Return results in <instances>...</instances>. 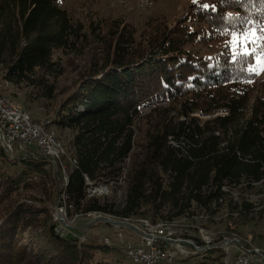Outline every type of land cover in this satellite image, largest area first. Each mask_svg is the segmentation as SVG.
I'll return each mask as SVG.
<instances>
[{"label": "trees", "instance_id": "16d2710c", "mask_svg": "<svg viewBox=\"0 0 264 264\" xmlns=\"http://www.w3.org/2000/svg\"><path fill=\"white\" fill-rule=\"evenodd\" d=\"M59 1L0 0V74L52 101L54 81L88 55L50 121L70 134L65 196L75 211L170 223L212 218L223 205L239 219L254 215L251 203L232 206L231 196L257 195L264 184V78L232 61L221 33L246 19L264 24V4L192 1L172 23L148 21L137 34L123 19L83 24ZM214 42L224 43L213 55L191 47ZM43 154L28 145L11 162L0 146V264H132L96 238L79 243L55 232L47 206L56 178ZM120 177L121 202L86 199V179ZM114 250L122 260L96 256ZM222 258L209 251L199 264Z\"/></svg>", "mask_w": 264, "mask_h": 264}, {"label": "rangeland", "instance_id": "374dc122", "mask_svg": "<svg viewBox=\"0 0 264 264\" xmlns=\"http://www.w3.org/2000/svg\"><path fill=\"white\" fill-rule=\"evenodd\" d=\"M192 1L193 0H60L58 5L61 9L66 10L70 16L83 24L88 25L90 22L95 23L99 18H108L110 20L123 19V21L127 22V24L139 34L148 21L155 22L157 20L165 19L168 23H172L175 18H178L185 13L187 7ZM202 1L210 2L214 0ZM199 7L200 6H197L195 9L197 12L200 11V9H198ZM223 43L224 42H214L209 46H204L199 43L191 47L199 55H213L218 52ZM86 57H88L86 54H83L82 56L80 55V57L75 60L73 67L68 68L67 72L62 77L54 81L53 84L56 87V92L59 93V97L55 100H35V97H37L38 94L24 86L19 88L12 87L1 79V74L0 95L8 98L16 105H19L34 123H45L47 128L54 129L57 139L65 146L66 154L62 157L63 160L60 159L61 161L59 160L56 163L52 161V172L55 174L56 178V191L47 208L54 229L58 226L63 228L65 232L71 230L72 234L75 233L78 235L77 237L80 240H76L79 243H84L91 238H96V242L103 246L101 241H103L104 238H107L110 243H113V246H109L111 249L118 248V250L123 252L125 251V246L130 243L137 246L138 237L133 232L134 227L130 226V223H132L135 218L128 221L115 220V222H109L107 218L101 216H90L78 213L73 206L69 207L66 204L64 196H60L62 192L65 195L66 189V187L64 189L62 187H64V179L67 176V174H65V161L70 157L69 148L67 146L70 134L66 129H61L58 126L52 125L50 121L54 115L55 109L59 105L61 99L60 94H63L65 89L69 88V86L76 81V73L83 68ZM256 64L258 67V60H256ZM262 78H264V70L259 74V79ZM28 97L34 98V101L31 103V101H28ZM148 110L149 108H144L143 112ZM200 118H207V116H200ZM18 154L19 156L17 158L13 160L10 158V161L20 160L22 152ZM127 162L128 160H126V164ZM109 186L110 185L107 186V190L110 191V196L108 197L110 201L114 203L121 202L124 178L122 177L121 182ZM105 190L104 187H101L98 191L101 192L102 195H94L90 190H86V199L96 198L102 200V196L105 195ZM258 190L259 193L257 195L253 194L248 196L247 193H244L243 197L240 198L239 194L234 192L233 196H231L232 206L235 204L239 205L240 203H251L254 215L239 219L236 214H230L227 210V206L223 205L224 207L221 206L218 208L216 215L212 218L207 215L196 214L197 218L194 220L187 221L183 219L174 221L170 225L164 227H167L168 231L178 239L175 241L176 247L181 251L184 248L183 244L190 243L183 240L184 238L191 237L197 239L198 236L201 237L206 234V236L214 237V243L222 242V244H225V255L228 264H234L233 259H235V253H237L240 248H245V250L249 249L250 251H258L264 256V184L260 185ZM59 211L61 213H59ZM145 218L153 221L149 217ZM72 229L75 231H72ZM69 236L72 235L69 234ZM82 239H84V241ZM109 247L103 246L104 249ZM120 251L118 254L116 253L117 251L114 250V252L107 255L100 253L96 256L97 258H101L102 256L105 260L111 261L112 259L114 261L120 259ZM176 254L180 259H178L180 262L178 261V263L175 264H199L200 260L203 259L199 258L197 255H190L188 258H185L182 252H176ZM247 254L249 256L251 255L249 253ZM229 255H231L230 258ZM224 258L225 256L221 259L223 263L226 261Z\"/></svg>", "mask_w": 264, "mask_h": 264}, {"label": "built area", "instance_id": "2783aa9c", "mask_svg": "<svg viewBox=\"0 0 264 264\" xmlns=\"http://www.w3.org/2000/svg\"><path fill=\"white\" fill-rule=\"evenodd\" d=\"M0 131L9 157H13V159L19 156L18 153L22 152L23 154L28 145H33L41 151L42 148H47L46 137H49V134L46 133L45 123L34 124L30 119L24 118L22 112L19 111V105H12V103L3 100L1 95ZM89 189L91 188L86 186V190ZM133 227V232L138 237L137 246L130 243L125 246V251H123L125 259L133 264H169L173 260L179 259L176 252H182L185 258L190 255L204 258L212 250L219 251L220 254H223V257L225 256L224 260H226L225 244H222V242L214 243V237L202 235L201 237L198 236L197 239L184 238L183 240L190 243L183 244L184 248L181 251L176 247L175 241L178 239L168 229L159 228L154 222H147L144 225ZM54 230L57 234H66L68 236L70 234L72 238L79 239L77 234L71 233V230L65 232L63 228L58 226ZM72 231L75 230L72 229ZM82 240L84 241V239ZM223 240L226 241L225 239ZM101 243L113 246V243H110L107 238H104ZM247 253L251 255L249 256ZM230 257L231 255H229ZM234 257V264H264V256L262 254L253 253L249 249L245 250V248L238 249ZM223 264H228V260Z\"/></svg>", "mask_w": 264, "mask_h": 264}, {"label": "snow or ice", "instance_id": "6c2138e0", "mask_svg": "<svg viewBox=\"0 0 264 264\" xmlns=\"http://www.w3.org/2000/svg\"><path fill=\"white\" fill-rule=\"evenodd\" d=\"M196 2L197 0H193V3ZM260 2L264 4V0H260ZM202 8L216 10L214 5L206 3L202 4ZM228 16L231 18L232 14L229 13ZM221 34L229 36L226 46L232 53V61L243 60L249 63L248 72L250 75L261 74V71L264 70V24L253 23L252 20L246 19L243 26H234L230 30L225 29ZM253 58L258 60V67L252 65ZM248 82L251 83V80L249 79Z\"/></svg>", "mask_w": 264, "mask_h": 264}, {"label": "bare ground", "instance_id": "6f19581e", "mask_svg": "<svg viewBox=\"0 0 264 264\" xmlns=\"http://www.w3.org/2000/svg\"><path fill=\"white\" fill-rule=\"evenodd\" d=\"M198 9H201V7H199ZM3 100H6L8 101L9 103H12V105H16L14 102L10 101L8 98L4 97L3 96ZM19 111L22 112V116L24 118H27V119H30L29 115L23 110L20 108L19 106ZM31 120V119H30ZM32 123H34L32 120H31ZM34 124H37V123H34ZM45 129H46V133L49 134V137H46V146L47 148H42V152L48 156L54 163L58 162L60 159H62V157L66 154L65 152V146L57 139V136L55 134V130L54 129H50V128H47L45 126ZM55 143V144H54ZM0 146L3 148V150L9 155L8 153V150L6 149L4 143H3V138H2V134H1V131H0ZM43 154V155H44ZM70 154V153H69ZM68 156V155H67ZM8 158V157H7ZM11 158V160H13V157H9ZM50 160V161H51ZM60 160V161H61ZM71 163L74 165L75 164V160H70ZM67 165V164H66ZM57 166V165H56ZM67 167V166H66ZM52 169V168H51ZM57 169V168H56ZM59 169V168H58ZM66 169V168H65ZM64 169V170H65ZM58 173V172H57ZM66 174V172H65ZM68 176V175H67ZM67 176L65 177L64 179V187H62L63 189L67 186V182H68V178ZM122 181V177H120L119 179L115 180V181H107V182H100V183H93V182H90L89 180H85V186H89L91 189L90 192H92V194H97V195H102L101 192H98L101 187H104V189H106L104 192H105V195L102 196L103 198H108L110 196V191L107 190V186L110 185H114L116 183H119ZM109 186V187H110ZM60 190V189H59ZM61 191V190H60ZM64 191V190H63ZM263 195H264V192H263ZM60 196H64L65 197V202L66 204L71 207V205L67 202V198L66 196L64 195V193L62 192L60 194ZM91 200V199H90ZM223 202V201H222ZM62 204V203H60ZM66 206V205H65ZM55 209V208H54ZM67 209V208H66ZM59 213H61L59 211ZM87 215H90V216H101L103 218H107V220L110 222V221H113L115 222V220H118V221H128V220H131V219H128V220H119V219H116L115 217L113 216H110V215H105V214H99V213H90V214H87ZM63 220V219H62ZM50 221H51V217H50ZM147 222H154V224H157V226H159V228H162V229H168L167 227L165 228L164 226H167V225H170L171 223L170 222H167V221H163V220H155V221H150L149 219L145 218V217H138L135 218V220L130 223V226H141V225H144L146 224ZM173 223V222H172ZM173 226V225H172ZM174 227V226H173ZM201 229V228H200ZM188 230V229H187ZM205 232V231H204ZM60 236H68L66 234H59ZM206 236V234H205ZM66 238V237H65ZM237 239V238H236ZM103 246H108L109 245H103ZM253 253H258L260 254L258 251H254L252 250ZM133 264V263H132Z\"/></svg>", "mask_w": 264, "mask_h": 264}]
</instances>
